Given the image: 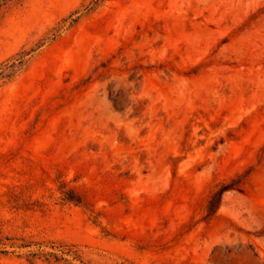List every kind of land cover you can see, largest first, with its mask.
Masks as SVG:
<instances>
[{"label": "rangeland", "instance_id": "rangeland-1", "mask_svg": "<svg viewBox=\"0 0 264 264\" xmlns=\"http://www.w3.org/2000/svg\"><path fill=\"white\" fill-rule=\"evenodd\" d=\"M22 51L0 264H264V0H14Z\"/></svg>", "mask_w": 264, "mask_h": 264}, {"label": "trees", "instance_id": "trees-1", "mask_svg": "<svg viewBox=\"0 0 264 264\" xmlns=\"http://www.w3.org/2000/svg\"><path fill=\"white\" fill-rule=\"evenodd\" d=\"M12 1H14V0H0V8H2L3 6H5L6 4H8L9 2H12ZM26 54H28V52L22 51L21 53H19L18 56L16 58H14L15 60L9 65V69L7 71H5V70L0 71V78L9 77L14 70H16L17 68L24 65V63L27 60L25 58ZM69 251L73 254V258L78 259V254L75 250H70V249L69 250H64V249L61 250L62 253H66V254Z\"/></svg>", "mask_w": 264, "mask_h": 264}]
</instances>
